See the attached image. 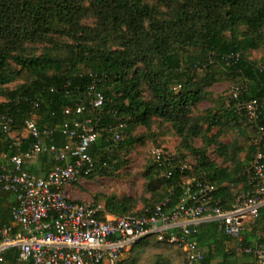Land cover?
I'll list each match as a JSON object with an SVG mask.
<instances>
[{"label":"trees","instance_id":"1","mask_svg":"<svg viewBox=\"0 0 264 264\" xmlns=\"http://www.w3.org/2000/svg\"><path fill=\"white\" fill-rule=\"evenodd\" d=\"M82 1L85 0H0V40L6 44L5 50L0 48V97L4 98L0 102V121L2 117H11L13 130L19 134L15 139H5L3 151L11 155L28 151L33 140L21 134L30 119L37 122L40 130L53 131L45 139L47 145H66L68 139L60 132L68 119L65 110L77 104L89 107L87 91L95 79H102L98 88L106 103L98 124L101 136L89 151L96 168L86 179L113 176L138 142L130 137L115 144L111 133L104 130L110 125L125 123V134L138 125H148L155 116L172 123L180 136L188 131L196 138L203 136L204 123L211 130L232 122L235 138L228 145H220L230 167L216 164L205 149H196L184 139L187 149L199 155V175L217 187L216 197L231 209L237 197L250 190L244 172L256 150L253 138L257 136V127L244 113L236 111L231 97L223 101L210 88L221 79L244 87L239 100L258 101L261 116L257 125L264 127V57L256 60L250 56L264 49V0H159L171 9L166 19L154 17L152 7L141 0H87L89 7L83 6ZM89 14L95 18L96 27L83 26L82 20ZM60 25L62 29H58ZM241 26L247 28L248 34H238ZM57 30L78 42L80 51L72 52L68 58L16 53L24 50L27 41L41 40ZM111 36H115L122 49H102ZM92 42L98 46L93 47ZM10 60L19 69L5 72ZM134 67L132 79H127V71ZM13 82H20L15 89L1 88ZM140 85L151 93L150 100L141 97ZM204 101L210 102L213 109L201 118V125L191 123L188 129L194 106ZM34 103L38 104L36 108ZM217 105L222 108L214 113ZM90 114L91 110L85 116ZM18 141L20 147L16 145ZM261 150L264 154V143ZM241 153L246 154L244 159L240 158ZM174 157L186 163L185 155ZM53 165L52 157L44 154L31 170L46 174ZM163 172L164 168L151 155L147 175L157 176L149 184L152 197L143 211L129 214L150 213L167 196L172 197V204L176 203L181 194L177 186L180 174L175 170L172 178L167 179ZM11 210L0 211V227L12 224ZM111 210L117 215L121 213ZM251 224L252 230L243 233L244 244L264 245V209ZM18 230L15 228L14 232ZM193 237L206 249L202 264H229L232 258L250 256L237 252L236 241L225 235L218 222L201 224ZM146 241L167 245L153 237ZM171 247L179 250L183 258L181 249ZM4 258L0 264H22L16 249L7 251Z\"/></svg>","mask_w":264,"mask_h":264},{"label":"built area","instance_id":"2","mask_svg":"<svg viewBox=\"0 0 264 264\" xmlns=\"http://www.w3.org/2000/svg\"><path fill=\"white\" fill-rule=\"evenodd\" d=\"M233 58V56L229 57ZM228 58H226L227 60ZM95 79L87 91L89 107L77 104L68 107V119L60 132L67 137L64 146L47 145L46 137L53 131H42L34 119L26 123L24 132L32 138L28 151L14 155L3 151L6 138L15 139L14 120L0 121V192L14 196L12 224L0 227V263L11 249L19 251L22 264H119L124 253L141 241L155 238L183 252V264H202L205 251L194 239L203 223L218 222L225 235L237 243V252L250 255L254 264H264V245H245L244 231L264 209V127L258 126L261 116L257 100L240 101L244 87L237 85L230 95L235 109L244 113L257 127L253 138L256 147L244 175L250 190L240 194L231 209L216 197L217 187L206 177H192L187 163L175 159L161 148L152 151L154 161L171 179L180 174L177 186L181 194L176 203L167 196L156 203L150 213L117 215L103 205L73 200L68 188L91 175L96 163L90 154L92 144L101 136L99 123L103 118L106 97ZM37 103L33 104L36 108ZM88 110V111H87ZM91 110V114L85 116ZM109 111L108 113H110ZM113 113V112H112ZM83 117V118H81ZM127 125L119 123L106 129L115 144L123 140ZM18 147L21 142H16ZM49 154L54 165L46 174L35 173L31 167L41 156ZM173 184L171 194L174 193ZM19 230L14 232V229Z\"/></svg>","mask_w":264,"mask_h":264},{"label":"rangeland","instance_id":"3","mask_svg":"<svg viewBox=\"0 0 264 264\" xmlns=\"http://www.w3.org/2000/svg\"><path fill=\"white\" fill-rule=\"evenodd\" d=\"M183 1V0H180ZM83 6L89 7L87 0L81 2ZM142 4L148 5L153 9V16L158 19H166L170 17L171 9L166 7L159 0H141ZM83 26L96 27L95 18L89 14L82 20ZM62 29V25L58 26ZM238 34L244 36L248 34L246 27H238ZM229 35V33H228ZM93 47L98 45L92 42ZM0 48L6 49V44L0 40ZM105 48L109 51H116L122 49L119 46L118 40L115 36H111L102 49ZM21 51L16 52L24 53L27 56H44L49 55L57 58H68L73 53H78V42L73 38L65 35L62 31L57 30L48 35H45L38 41H27L23 45ZM251 58L259 60L264 57V49L251 53ZM19 69V67L10 60L5 68V72ZM134 68L127 71V79H132ZM3 70H0V72ZM20 82H13L1 88L15 89ZM236 85L230 81L221 79L215 83L210 89L217 97L224 99L230 97L233 88ZM141 97L148 101L151 99V93L144 85H140ZM121 95V94H120ZM4 98L0 97V102ZM128 103V102H127ZM215 108V106H214ZM218 106L214 109V113L218 111ZM213 109V105L208 102H200L194 106L191 117L192 121L188 125L190 128L191 123H198L201 125V118ZM223 110V109H222ZM221 110V111H222ZM205 132L203 136L193 138L190 132L185 131L180 136L172 123L166 122L158 117H152L151 121L146 126L138 125L125 133L123 140L128 138L137 139L135 143L126 154L122 167L115 172L111 177L98 176L93 179L82 178L77 184L81 183L83 190L86 193L88 200L86 202L96 205H103L109 212L113 213L111 209H118L121 213L118 215L139 213L146 207V202L151 199L152 191L149 184L157 176L147 175V164L151 159L152 151L155 148H161L169 155H185V161L189 165L192 177H199L201 174V166L199 165V155L194 154L191 149L185 146V138L196 149H205L209 157L218 165L230 167L229 162H225V155L220 150V145L230 144L236 136V129L233 128L232 122H227L224 127H213L208 130V123L203 124ZM207 129V130H206ZM215 137V138H213ZM212 138V141L209 139ZM245 153L240 154V158L244 159ZM81 188V189H82ZM238 190V188L236 189ZM240 192V191H239ZM182 255L179 250L167 245H160L154 241L147 242L144 246L140 245L129 253H126L121 259L120 264H182Z\"/></svg>","mask_w":264,"mask_h":264},{"label":"crops","instance_id":"4","mask_svg":"<svg viewBox=\"0 0 264 264\" xmlns=\"http://www.w3.org/2000/svg\"><path fill=\"white\" fill-rule=\"evenodd\" d=\"M21 136L25 138L28 135L26 132H24L21 134ZM38 163H39V160L37 162H35L34 165H37ZM82 187L83 186L81 185V183H79V185L77 183H74L73 185H71L68 188V192H69V194L73 200L80 201V202H86L88 200V198L86 197V193ZM14 200L15 199H14L13 195H11V194L8 195V194H4V193L0 192V211L4 212L7 209L10 210L14 204ZM1 217H2V215H1ZM1 217H0V220H1ZM252 228L253 227H252L251 223L247 224V226H246L247 231L250 232L252 230ZM148 241L145 240L140 245L144 246ZM138 247L136 249H138ZM203 250L206 251L205 248H203ZM125 254L126 253L123 254L121 259H123ZM181 263L183 264V258H181ZM229 264H254V259L251 256H244V257H240V258L235 257V258L230 259Z\"/></svg>","mask_w":264,"mask_h":264}]
</instances>
